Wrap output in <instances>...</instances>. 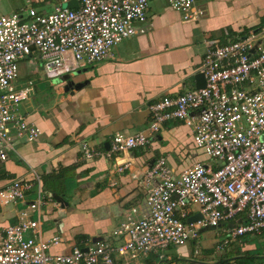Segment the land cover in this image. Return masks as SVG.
I'll use <instances>...</instances> for the list:
<instances>
[{"label":"built area","instance_id":"1","mask_svg":"<svg viewBox=\"0 0 264 264\" xmlns=\"http://www.w3.org/2000/svg\"><path fill=\"white\" fill-rule=\"evenodd\" d=\"M75 1L50 13L32 7L0 14V162L19 141L32 143L40 130L20 113L31 83L18 85L19 64L33 54L44 63L45 76L56 79L84 65L112 59L122 41L144 33L151 0ZM184 22L200 20L205 9L196 0H165ZM198 66L204 86L176 96H164L147 106L151 120L144 131L116 132L108 155L146 147L162 126L179 121L189 127L195 147L213 161L176 173L165 158L143 175L145 197L140 216L130 209L111 232L112 242L95 240L85 248L51 254L57 236L43 241L40 212L51 199L44 193L22 210L14 225L0 227V264H129L147 255L180 247L204 228L223 227L216 250L238 238L264 231V36L249 30L231 42L205 41ZM83 156H96L80 142ZM129 163L118 164L122 172ZM31 183L18 180L0 188V207L23 203ZM192 207H197L194 211ZM201 219L188 223L193 214Z\"/></svg>","mask_w":264,"mask_h":264},{"label":"crops","instance_id":"2","mask_svg":"<svg viewBox=\"0 0 264 264\" xmlns=\"http://www.w3.org/2000/svg\"><path fill=\"white\" fill-rule=\"evenodd\" d=\"M68 3L0 0V14L27 7L50 13ZM196 4L205 9L204 16L184 22L165 0H151L143 34L118 44L112 59L81 66L59 78L45 76L37 54L19 64L18 85L31 83L30 95L19 111L41 134L32 143L17 142L15 152L0 162V188L13 180L32 184L23 203L0 207V227L16 224L19 213L44 193L51 202L29 214L39 219L43 241L59 238L51 254H66L75 246L85 249L95 240L112 242L111 232L130 209L136 210L135 217L140 216L145 197L143 175L158 159L165 158L176 173L197 162L216 166L195 147L191 129L179 121L165 123L144 148L108 155L116 132L130 135L147 128L151 120L148 105L197 88V70L207 39L231 42L249 30L264 36V0H196ZM80 142L96 156L87 160ZM124 163L130 166L117 172L118 164ZM60 170H65L63 185L57 193L46 191L43 178ZM230 223L200 230L187 243L191 250L186 244L171 246L162 253L161 261L150 255L129 264H216L219 259L234 264L235 258L250 253L258 241L262 247L253 252L259 251L256 258L264 260V231L216 250L217 236Z\"/></svg>","mask_w":264,"mask_h":264},{"label":"trees","instance_id":"3","mask_svg":"<svg viewBox=\"0 0 264 264\" xmlns=\"http://www.w3.org/2000/svg\"><path fill=\"white\" fill-rule=\"evenodd\" d=\"M62 171H65V170H60V172L58 174H51V175L45 176L43 178L42 185H43V188L46 191H52V192L57 193L58 187H61L63 185V182H64L63 178L61 177ZM191 241H189V242H191ZM170 247L171 246H168V248H170ZM168 248H166L165 250H163L162 253L164 251H166ZM162 253H159V254H156V255H152V256L155 257V258H157L158 261H161L160 258H161ZM258 253H259V251H256V252L248 253L245 256H239V257L235 258L234 264H261V263H264V260L259 259V258H256V256L258 255ZM150 255L151 254H149V255H147L146 257H143V258H147ZM216 264H230V262H229V260L219 259L216 262Z\"/></svg>","mask_w":264,"mask_h":264},{"label":"water","instance_id":"4","mask_svg":"<svg viewBox=\"0 0 264 264\" xmlns=\"http://www.w3.org/2000/svg\"><path fill=\"white\" fill-rule=\"evenodd\" d=\"M76 2L75 1H70L68 4H67V8H75L76 7ZM197 78L199 79L200 83L198 84L197 88H201L204 86V81H203V78L200 74H198ZM196 88V89H197ZM201 219V216L200 214H196L192 217H190L189 219H187V222L188 223H192V222H195L197 220ZM85 250V249H84Z\"/></svg>","mask_w":264,"mask_h":264},{"label":"rangeland","instance_id":"5","mask_svg":"<svg viewBox=\"0 0 264 264\" xmlns=\"http://www.w3.org/2000/svg\"><path fill=\"white\" fill-rule=\"evenodd\" d=\"M63 6V5H62ZM65 6V5H64ZM63 6V7H64ZM193 209H194V211H196V210H198V208L197 207H192ZM211 234V233H210ZM201 239V238H200ZM259 243L258 244H256V245H254V246H252V251H250V253L251 252H253V250H255V249H260L262 246H261V242L260 241H258ZM185 245V244H184ZM186 245H187V243H186ZM187 246H189V249L191 250V247H192V245L191 244H188ZM235 250V249H234ZM237 251V253H239V249H237L236 250ZM236 252H234V253H232L233 255H235V254H237ZM231 256V255H230Z\"/></svg>","mask_w":264,"mask_h":264}]
</instances>
